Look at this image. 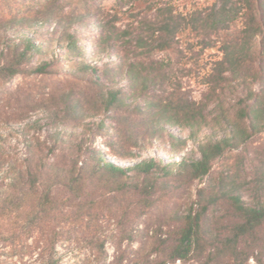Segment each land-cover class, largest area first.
Here are the masks:
<instances>
[{
  "label": "trees",
  "instance_id": "16d2710c",
  "mask_svg": "<svg viewBox=\"0 0 264 264\" xmlns=\"http://www.w3.org/2000/svg\"><path fill=\"white\" fill-rule=\"evenodd\" d=\"M89 1L81 2L79 13L61 16L15 1L16 16L6 22L56 23L52 40L69 58L76 88L60 93L62 118L49 112L45 121L33 122L51 127V142L25 136L19 158L0 136V264H187L205 253L211 258L204 264H248L251 258L264 264V158L255 167L250 202L242 197L244 184L227 174L211 190L198 191L206 203L199 210L174 212L167 232L134 226L160 195L203 180L217 160L264 132V84L252 88L264 82L263 61L232 112L221 109L212 117L208 105L178 88L155 93L163 79L177 76L173 61L200 65L196 75L210 93L240 76L243 65H255V56L264 55V0H115L108 12ZM22 7L30 17H17ZM81 29L93 32L91 48L82 44ZM48 46L27 37L7 48L0 79L48 76L50 60L31 63ZM55 123L62 129L52 130ZM170 128L189 132L196 144L192 156L175 161L147 155L162 133L173 145L185 143ZM205 131L210 134L202 138ZM99 137L121 162L106 155Z\"/></svg>",
  "mask_w": 264,
  "mask_h": 264
},
{
  "label": "rangeland",
  "instance_id": "374dc122",
  "mask_svg": "<svg viewBox=\"0 0 264 264\" xmlns=\"http://www.w3.org/2000/svg\"><path fill=\"white\" fill-rule=\"evenodd\" d=\"M15 1H18L19 4H31L33 12H37L38 10L41 15L51 12L55 16H61L66 13H79L83 0H0V62H4L7 48L21 44L22 40L27 37L35 40L37 43L49 45L43 51L35 53V59L31 63L37 65L42 59H48L52 62L50 67L51 73L48 76L30 73L17 75L10 82L0 79V136H3L4 142L8 145L9 151L14 157L23 158L26 149L25 136L28 137L29 141L39 139L41 142H51V139L48 137L51 127H39L33 122L37 120L45 121L49 117V112L54 114L59 113V117L62 118L64 104L62 103L60 93L63 91L72 93L76 88V83L75 79L71 77L69 58L63 55L64 50L61 49L58 41L52 40L57 29L56 23L50 21L43 24L36 20L32 24H22L17 27L6 26V22L16 16L13 13ZM40 1H42L41 5H39ZM93 2H95L96 7L100 6L102 10H105L104 12H108L107 10L110 11L115 0H90L89 4H93ZM178 2L184 5L190 2V0H178ZM18 14L17 17L19 18L29 16L23 7ZM122 23L126 24L125 21ZM79 34L82 44L91 48L90 46L94 44L93 32L81 29ZM262 38L261 36L257 37L254 40V45L259 46ZM211 54H214V51ZM255 57H257L255 65H243L240 68V76H230L227 81L217 84L216 91L211 93L196 75V71L200 65L194 66L191 62L180 64L173 61L172 72H175L177 76L171 81L163 79L162 85L158 87L155 93L159 96L167 95L166 93H172L174 92L173 89L178 88L181 93H185L189 98L202 102L205 106L208 105L206 112L211 114L212 117L217 110L225 109L232 112L239 99L248 92L253 70L260 67V62L263 61L264 64V55H257ZM28 69L30 70L29 67ZM245 73L247 76H244ZM247 79L248 82L245 83ZM261 84H264V82L253 84V90L259 91ZM152 90H155V88L153 87ZM25 124H28L29 127L25 126ZM58 124L55 123L52 130L62 129V126ZM57 127L59 129H55ZM20 130H23V132H20ZM170 131L180 134L181 138L186 140L185 143L178 141L176 145H173L170 136L162 133L158 139L152 141L153 146L148 148L147 155H159L172 158L175 161H181L183 158L187 159L192 156L193 152H196V144L188 139L189 132L187 130L170 128ZM209 134L210 131H205L202 134V138ZM103 142L104 139L99 137L97 144H99L106 155L115 161L121 162L120 159L115 158L111 154L110 150L103 145ZM246 142L231 152L226 153L225 157L217 160L211 174L203 180L194 182L191 185H185L172 193L157 195L159 196L157 198V206L145 218L135 223V231L142 232L146 228H149L152 231L157 230L160 232L163 230V232H167L172 224L174 212H186L189 209L199 210L206 203L205 201L199 202L198 191L203 188H209L212 185H219L224 177L226 180L227 174H234L239 183L244 184L245 189L242 191V197L246 202H250L252 200L251 194L255 193L254 190L257 186L255 167L259 160L264 158V132L252 136ZM209 192L211 191H208L206 195H209ZM210 210L215 209L211 207ZM137 240L139 241L140 238ZM138 241L135 244L136 248H139L141 245ZM126 245L124 244V247ZM114 251L113 243L108 244L109 261L113 259L115 255ZM207 256V253H205L201 261L197 262L194 260L187 264H204L207 258H211ZM73 264L79 263L75 260ZM169 264H184V262L177 260ZM248 264L257 263L251 258Z\"/></svg>",
  "mask_w": 264,
  "mask_h": 264
}]
</instances>
